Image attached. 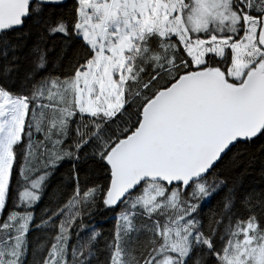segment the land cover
I'll use <instances>...</instances> for the list:
<instances>
[{
  "label": "snow or ice",
  "instance_id": "1",
  "mask_svg": "<svg viewBox=\"0 0 264 264\" xmlns=\"http://www.w3.org/2000/svg\"><path fill=\"white\" fill-rule=\"evenodd\" d=\"M0 264H264V0H0Z\"/></svg>",
  "mask_w": 264,
  "mask_h": 264
}]
</instances>
